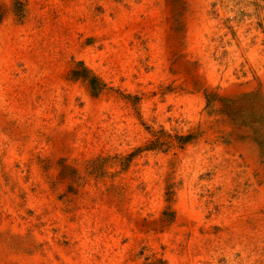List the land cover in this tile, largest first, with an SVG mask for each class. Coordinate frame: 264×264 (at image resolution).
Here are the masks:
<instances>
[{
	"label": "rangeland",
	"instance_id": "rangeland-1",
	"mask_svg": "<svg viewBox=\"0 0 264 264\" xmlns=\"http://www.w3.org/2000/svg\"><path fill=\"white\" fill-rule=\"evenodd\" d=\"M0 264H264V0H0Z\"/></svg>",
	"mask_w": 264,
	"mask_h": 264
}]
</instances>
